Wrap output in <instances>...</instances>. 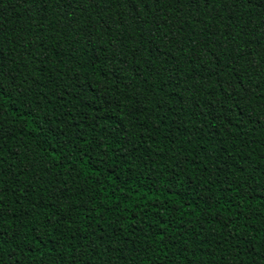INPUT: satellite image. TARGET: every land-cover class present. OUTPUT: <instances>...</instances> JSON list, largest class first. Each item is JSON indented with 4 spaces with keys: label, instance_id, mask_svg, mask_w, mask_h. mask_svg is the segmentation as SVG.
<instances>
[{
    "label": "trees",
    "instance_id": "1",
    "mask_svg": "<svg viewBox=\"0 0 264 264\" xmlns=\"http://www.w3.org/2000/svg\"><path fill=\"white\" fill-rule=\"evenodd\" d=\"M0 264H264V0H0Z\"/></svg>",
    "mask_w": 264,
    "mask_h": 264
}]
</instances>
